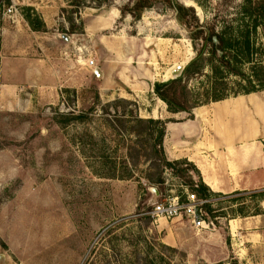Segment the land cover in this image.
Segmentation results:
<instances>
[{
    "label": "rangeland",
    "instance_id": "374dc122",
    "mask_svg": "<svg viewBox=\"0 0 264 264\" xmlns=\"http://www.w3.org/2000/svg\"><path fill=\"white\" fill-rule=\"evenodd\" d=\"M136 1L78 10L65 0H0V30L28 7L43 22L58 11L56 27L77 44L68 65L80 70L49 80L48 90L18 88L16 98H1L0 264H264V185L213 196L206 214L189 189L196 173L164 168L153 154L157 130L135 138L130 122L136 107L142 118L182 119L168 117L153 91L156 81L197 57L190 39L196 27L179 21L175 6L193 7L200 24L220 31L236 26L246 0H146L140 18L122 14ZM252 37L264 48V26ZM194 44L204 59L214 58L211 42ZM257 58L238 68L250 72ZM205 72L189 82L195 98L210 82L209 66ZM222 83L233 93L246 81L230 73ZM261 92L229 98H264ZM175 202L195 209L197 221L189 213L190 219L150 213Z\"/></svg>",
    "mask_w": 264,
    "mask_h": 264
},
{
    "label": "crops",
    "instance_id": "0c3cea01",
    "mask_svg": "<svg viewBox=\"0 0 264 264\" xmlns=\"http://www.w3.org/2000/svg\"><path fill=\"white\" fill-rule=\"evenodd\" d=\"M58 18V11L44 17L45 30L32 29L23 16L2 24L0 106L7 94L16 98L19 90L24 94L38 93L41 87L48 90L49 80L57 83L65 71L76 72V65L69 66L68 60L76 58L72 47L77 44L56 27ZM76 73L80 76V70ZM166 112L168 117L182 118L167 123L163 147L169 160L193 162L215 192L264 185V98L211 102L195 107L193 119H187L185 112H169L167 105Z\"/></svg>",
    "mask_w": 264,
    "mask_h": 264
},
{
    "label": "trees",
    "instance_id": "16d2710c",
    "mask_svg": "<svg viewBox=\"0 0 264 264\" xmlns=\"http://www.w3.org/2000/svg\"><path fill=\"white\" fill-rule=\"evenodd\" d=\"M72 7L80 8L91 7H104L111 4L107 3V0H95V5H89L87 0H65ZM148 6L146 0H137L132 6L125 5L121 12L122 14H130L135 18H140L143 11ZM178 12L179 21L187 28H191L193 25L196 27V34L190 36L193 42L197 57L186 65L182 74L176 78L168 80L156 81L153 85V91L162 101L167 105V110L172 113L185 112L187 113V119H193V109L195 107L209 104L211 102L220 101L229 98L232 94L234 96L240 94H249L256 91L264 90V61L260 58L263 57V47L257 46V42L252 37V32H257L259 27L264 26V0H246L243 4L238 6V12L240 14L239 21L236 26L233 24H225L221 27L220 31H217L215 27H212L210 31L199 23V18L195 13L193 7H186L182 4L175 6ZM28 13L24 14L26 21L30 27L34 30H45L46 26L40 16L36 15L32 18L30 10L33 8H27ZM64 10V8H63ZM191 14V19L188 20L187 14ZM202 38L204 42H211L212 44V56L207 61L204 59L202 53L203 48H197L194 42ZM261 51V52H260ZM257 62L251 67L250 72H244V70L238 68L239 64H244L256 60ZM206 66L210 68L211 74L210 82L203 89L202 92H198L196 98L190 95L189 82L194 76L206 74ZM234 73L240 78L245 79L246 83L238 84V90L231 93L229 90L220 87L223 85V81L226 75ZM190 97V98H189ZM119 101V100H118ZM126 103L132 104L129 100H123ZM190 102V105H187ZM113 102V104H116ZM112 105L108 103V106ZM136 106V105H135ZM137 108V107H136ZM130 110L131 120L134 125L131 126L132 133L135 138L141 136L142 131L150 130L149 135L154 136V131L157 130V136L154 139L153 154L157 155V159L163 164L164 168L170 170L174 175H183L184 172L189 169L194 171L198 176V182L193 178L189 180V189L197 197L198 200L203 201L200 208L205 213L212 211V204L209 198L222 194L220 192L213 191L202 179L201 173L196 165L188 159H176L169 160L165 154L163 147V140L166 133L167 123L176 121L174 118H142L138 116L137 109ZM140 127V129L138 128ZM142 130V131H141ZM184 165L185 168L179 166ZM110 177H124L113 174ZM159 182H163L159 180ZM238 193V192H235ZM261 209L257 210L254 214H261ZM242 216H248V213H241ZM214 216V215H213ZM186 217L183 213L180 218ZM190 221V220H189ZM213 221V220H212Z\"/></svg>",
    "mask_w": 264,
    "mask_h": 264
},
{
    "label": "built area",
    "instance_id": "2783aa9c",
    "mask_svg": "<svg viewBox=\"0 0 264 264\" xmlns=\"http://www.w3.org/2000/svg\"><path fill=\"white\" fill-rule=\"evenodd\" d=\"M90 65H94V61L91 59L89 60ZM201 204L203 201H200ZM201 206V205H200ZM201 210V208H199ZM153 217H165V218H172V217H180L183 213L187 218L193 216V220L191 221L196 222L197 221V215L195 209L189 207L188 210L182 205H179L178 202L175 203H169L167 205L165 204H157L153 207L152 211L150 212ZM189 213V215H188ZM192 213V214H191ZM200 223V222H199Z\"/></svg>",
    "mask_w": 264,
    "mask_h": 264
},
{
    "label": "water",
    "instance_id": "95a60500",
    "mask_svg": "<svg viewBox=\"0 0 264 264\" xmlns=\"http://www.w3.org/2000/svg\"><path fill=\"white\" fill-rule=\"evenodd\" d=\"M185 67H186V66H184V65H179V66H177V67L175 68V70L173 71V74H172L171 78H176V77L180 76V75L182 74V72H183V70H184ZM97 72H98V70H97ZM98 73H99V72H98ZM156 193L159 194L158 191H157Z\"/></svg>",
    "mask_w": 264,
    "mask_h": 264
}]
</instances>
